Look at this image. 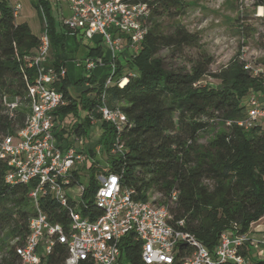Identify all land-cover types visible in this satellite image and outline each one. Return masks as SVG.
Wrapping results in <instances>:
<instances>
[{"label": "trees", "instance_id": "1", "mask_svg": "<svg viewBox=\"0 0 264 264\" xmlns=\"http://www.w3.org/2000/svg\"><path fill=\"white\" fill-rule=\"evenodd\" d=\"M35 1L42 25L45 20L49 41L44 65L55 70L65 68L68 61L65 36L76 35L61 28L46 0ZM139 1L147 4L151 13L147 34L135 57L124 48L121 56L112 60L108 50L99 46V38H95V46L85 53L86 58L102 59V66H98L100 74L87 73L71 90L66 71L54 84L66 101L54 113L57 120L62 122L70 113L76 115L81 107L88 114V123L91 124L90 118L99 122L101 134L95 146L110 156L104 168L92 163L88 169L79 209L91 221L102 214L94 202L96 177L100 173L116 174L123 188L134 191L137 201H148L152 194H157L161 201L153 200L155 203L168 204L175 190L178 197L169 205L173 216L170 223L177 228L176 222L183 220V229L212 252L221 233L232 224L238 225L244 234L264 218V133L258 127L244 131L236 125H226L229 120L244 117L248 95L264 94L262 81L249 75L240 60L216 74L209 73L212 64L209 57L178 70L167 69L158 56L161 49L181 51L197 43L196 36L182 25L177 24L169 34H164L159 23L165 16L173 19L183 15L185 5L182 0ZM39 45V37L32 34L29 26L16 22L7 0H0V142L24 127L29 113L27 84H32L36 77V70L28 67L27 58L34 56ZM261 49L264 54V35ZM259 62L264 67V55ZM125 67L126 83L122 87H106L109 78L113 82L121 79ZM207 75L218 80L219 86H199ZM103 94L106 105L118 108L126 117L119 134L123 145L120 154H111L116 132L102 120L98 110ZM4 97L19 99L23 107L17 105L10 114ZM84 134L86 131L77 120L55 137L59 144L67 145L64 135L80 138ZM204 135L209 137L205 146L200 144ZM7 170L5 161L0 159V264H22L15 248L25 243L35 208L28 197L31 185L6 184ZM73 183L80 184L76 173ZM38 208L50 223L68 229L66 210L50 195L40 198ZM119 248V264H143L140 246L130 236L121 240ZM240 253L251 257L253 264H264V259L253 257L249 250ZM66 256V247L56 243L49 254L41 257L40 264H64Z\"/></svg>", "mask_w": 264, "mask_h": 264}, {"label": "built area", "instance_id": "2", "mask_svg": "<svg viewBox=\"0 0 264 264\" xmlns=\"http://www.w3.org/2000/svg\"><path fill=\"white\" fill-rule=\"evenodd\" d=\"M60 16V24L73 35L93 41L96 37L110 52L112 60L124 50L135 57L148 30L150 8L139 0H46ZM63 5L68 13L63 17ZM11 7L16 19L20 4ZM39 37L40 45L33 57L27 58L28 67H34L36 77L27 84L29 113L24 127L14 135L0 142V159L8 168L4 181L8 185H31L28 197L35 213L29 220V234L25 243L15 248L22 264H40L41 257L51 252L54 244L66 247L64 264H119L120 242L124 237L140 246L143 264H253L251 257L242 255L250 251L253 257L264 259V230H258L261 238L255 240L252 233H240V228L232 224L221 233L217 246L211 252L192 233L184 230V221L170 222L173 216L169 205L175 203L178 193L173 190L168 204H158L153 200L137 201L132 189L123 188L114 173L97 175L98 189L94 202L102 214L94 220L83 217L79 209L84 186L73 183V173L83 164L84 156L73 145L57 142L56 133L63 129L62 122L55 117V111L66 101L54 84L65 76V68L58 70L45 67L49 55V41L46 23ZM258 59L246 57L242 51L239 59L243 69L252 77L259 78L264 88V67ZM81 63L87 73L102 66L101 58H89ZM112 70L114 71V67ZM126 77L117 82L106 81V87L123 86ZM10 114L17 102L6 104ZM99 112L102 120L110 124L115 132L111 154H120L123 145L119 134L126 122L125 115L118 109L109 108L102 95ZM91 122H96L90 118ZM227 126L236 125L244 131L258 127L264 133V94L252 92L247 97L244 117L229 120ZM73 184V185H72ZM75 189L80 199L73 201L68 190ZM50 195L61 208L66 210L69 226L49 222L38 208L40 198ZM251 230V229H250Z\"/></svg>", "mask_w": 264, "mask_h": 264}, {"label": "rangeland", "instance_id": "3", "mask_svg": "<svg viewBox=\"0 0 264 264\" xmlns=\"http://www.w3.org/2000/svg\"><path fill=\"white\" fill-rule=\"evenodd\" d=\"M8 5L20 4V11L16 18L17 23H26L32 34L40 37L42 33V21L39 10L36 8L35 0H7ZM185 5V13L173 19L165 16L159 20L164 34H169L172 27L180 24L190 34L196 36L197 43L192 47H185L181 51L172 52L171 49H161L158 56L163 60L167 69L178 70L188 67L189 63L202 57L212 59L209 73L216 74L226 69L232 62L240 60L242 51L246 52V57L258 59L260 56L262 35H264V0H182ZM68 13L63 9V17ZM53 16L57 23H60V16L53 8ZM61 26V24H60ZM62 28V26H61ZM242 28V29H241ZM240 30H248L241 33ZM65 54L68 57L65 68L70 81L71 90L87 77L84 67L77 63L85 57L87 46H92L93 42L78 37L65 36ZM103 46L104 44L101 43ZM105 46V45H104ZM126 48L125 45L122 48ZM105 48V47H104ZM104 50H107L106 48ZM123 62V59H121ZM121 66H124L121 63ZM95 75L101 72L100 67L92 71ZM128 74L125 67L121 71V77ZM211 85L219 86V81L207 75L201 80L199 86ZM261 95L262 93H257ZM5 104L17 102L21 108L19 99L4 97ZM29 108V107H27ZM87 112L78 107L77 114L70 113L63 118L62 126L68 130L77 120L81 122L86 131L82 137L72 142L78 152L84 156V162L78 166L77 173L80 177V184L87 186V171L92 163L104 168L110 156L102 151V148L95 146V139L99 134V122L87 121ZM91 134V138L89 137ZM209 137L204 135L200 138V144L207 145ZM205 184H209L208 181ZM68 196L74 202L80 199L79 193L75 189L68 190ZM150 200L161 201L160 196L152 194ZM264 223V218L251 227L250 232L255 240L261 238L260 232H254Z\"/></svg>", "mask_w": 264, "mask_h": 264}, {"label": "crops", "instance_id": "4", "mask_svg": "<svg viewBox=\"0 0 264 264\" xmlns=\"http://www.w3.org/2000/svg\"><path fill=\"white\" fill-rule=\"evenodd\" d=\"M63 9H65L66 10V7L63 5ZM60 24V23H59ZM67 36H70V35H67ZM74 37H78L79 39H83L80 35H76V36H74ZM96 38H98V37H96ZM94 42H93V44H92V46H87V50H89L90 48H93L94 46H95V39L93 40ZM90 42H92V41H90ZM99 46H102L101 45V43H99ZM102 47H104V46H102ZM123 51V50H122ZM122 51H120L119 53H118V55H117V57H120L121 55H120V53L122 52ZM36 54V51H35V53H34V55ZM109 57H110V52L108 51V54H107ZM86 59H89V58H86V53H85V57L82 59V60H80L81 62L82 61H84V60H86ZM81 64V63H80ZM82 65V64H81ZM83 66V65H82ZM85 70V69H84ZM89 75V74H88ZM87 75V76H88ZM67 130V129H66ZM100 134H101V127H100V125H99V134H98V136H97V139H98V137L100 136ZM91 136V134H89V137ZM91 138V137H90ZM76 139H78V138H75L74 136H72V137H68V135H64V141L65 142H68V144L69 145H72V142L73 141H75ZM97 139H95V143H96V141H97ZM76 147V146H75ZM258 230H264V223H263V225L258 229Z\"/></svg>", "mask_w": 264, "mask_h": 264}, {"label": "bare ground", "instance_id": "5", "mask_svg": "<svg viewBox=\"0 0 264 264\" xmlns=\"http://www.w3.org/2000/svg\"><path fill=\"white\" fill-rule=\"evenodd\" d=\"M126 83V80L125 81H123V85Z\"/></svg>", "mask_w": 264, "mask_h": 264}]
</instances>
